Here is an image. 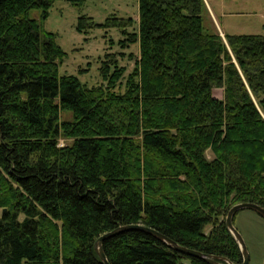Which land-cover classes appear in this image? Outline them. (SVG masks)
I'll return each mask as SVG.
<instances>
[{"label":"trees","instance_id":"1","mask_svg":"<svg viewBox=\"0 0 264 264\" xmlns=\"http://www.w3.org/2000/svg\"><path fill=\"white\" fill-rule=\"evenodd\" d=\"M54 1L0 0V264H102L95 239L126 223L240 262L224 216L264 207V35L222 37L203 0H137L136 30L82 14L76 31L121 35L87 86L59 73L65 52L42 27ZM102 247L109 264H211L137 229Z\"/></svg>","mask_w":264,"mask_h":264},{"label":"rangeland","instance_id":"2","mask_svg":"<svg viewBox=\"0 0 264 264\" xmlns=\"http://www.w3.org/2000/svg\"><path fill=\"white\" fill-rule=\"evenodd\" d=\"M203 2L208 15L205 19L206 24L212 22L216 29L220 27L225 33L264 35V0H203ZM208 3L215 13V19L209 17ZM112 13L121 17H131L133 22L128 29L136 30L137 0H84L80 6L72 5L67 0H55L52 3L47 17L42 22V27L55 33L56 42L65 52L63 61L59 64L60 74H74L87 86L100 83L98 73L100 59L105 51L120 50L116 44L121 37L120 29L112 27L105 30L95 27L86 33H81L76 31L75 24L77 17L82 14L91 16L95 22H103ZM29 16L39 19L40 9H31ZM220 35L224 37V33ZM110 38L114 41L112 45L108 43ZM128 51L137 55L138 44L131 43L126 53ZM118 59L119 64L125 67L124 78L125 74L132 69L133 59H128L126 56ZM220 92V88H213L214 96H218ZM70 118L69 110L59 112V119ZM68 142L70 139L58 137L59 146ZM233 225L247 248L248 264H264V218L252 209L242 208L237 211ZM206 229L208 230L209 226Z\"/></svg>","mask_w":264,"mask_h":264},{"label":"water","instance_id":"3","mask_svg":"<svg viewBox=\"0 0 264 264\" xmlns=\"http://www.w3.org/2000/svg\"><path fill=\"white\" fill-rule=\"evenodd\" d=\"M242 208L252 209L256 213H258L261 217L264 218V207H262L261 205L255 203V202H250V201L237 202V203L232 204L228 208V210L225 214V217H224V223H225L227 229L229 230V232L234 237L235 241L237 242L238 247H239L240 252H241V256H242L241 261L237 262V263L230 262L226 257L208 255V254H205L201 251H198V250H195L192 248H188L186 246L179 245L177 242H175L171 238L167 237L166 235L162 234L161 232H159L153 228L147 227L145 225L139 224V223H126V224L118 225V226L114 227L113 229L102 233L101 235H99L95 239V241L93 243L94 250L97 253V255L99 256L100 260L102 261V264H109L107 257L103 251V247H102L103 240L108 238V237L114 236L117 233L125 231V230L137 229V230H141V231H144L146 233L153 235L154 237H156L160 241L164 242L165 244H167L169 247L173 248L174 250H177V251H179L183 254L189 255V256H195L198 258H202L203 260H205L211 264H248L249 254H248L247 248L245 246L243 238L241 237V235L239 234V232L237 231V229L233 225V216H234L235 212H237L238 210H240ZM2 212H4V209L2 210Z\"/></svg>","mask_w":264,"mask_h":264},{"label":"crops","instance_id":"4","mask_svg":"<svg viewBox=\"0 0 264 264\" xmlns=\"http://www.w3.org/2000/svg\"><path fill=\"white\" fill-rule=\"evenodd\" d=\"M208 6H209V10H210V13H209L210 16H209V17L215 19V13H214L212 7L209 5V3H208ZM211 16H212V17H211ZM217 30L219 31L220 34L225 33L220 27H219V29H218V27H217ZM217 97H221V92L219 93V95H218Z\"/></svg>","mask_w":264,"mask_h":264}]
</instances>
